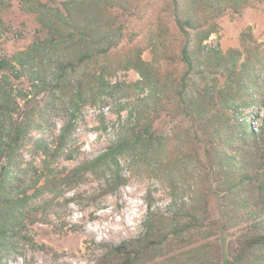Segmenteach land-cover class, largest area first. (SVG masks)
<instances>
[{
  "label": "rangeland",
  "instance_id": "rangeland-1",
  "mask_svg": "<svg viewBox=\"0 0 264 264\" xmlns=\"http://www.w3.org/2000/svg\"><path fill=\"white\" fill-rule=\"evenodd\" d=\"M63 1L0 0V56L13 59L42 37L38 11L33 8L38 9L41 4L62 7ZM168 1H95L103 8L109 6L100 15L99 23L106 35L119 42L110 57L112 69L107 73L106 84L110 86L109 92L116 89L115 85L123 90L116 97L108 95L109 103H88L76 114L75 130L67 149L70 158L63 155L52 162L55 177L30 203L31 215L21 235L10 238L1 250L0 264H123L125 257L112 250L123 241H132L140 248L139 257L132 264H193L199 254L203 261L212 257L215 264H221V234L226 233L230 247L239 246L238 236L248 224L247 212L251 208H235L230 217L223 215L222 204L229 198L223 190L230 186L228 180L239 178L228 176L227 163H219L216 152L210 154L214 161L205 157L176 103L177 80L184 67ZM213 23L216 32L204 42L206 50L218 48L237 58V70L232 76L221 68V73L216 70L218 84H230L232 95L238 96L242 88L244 97L256 94L264 100V0L240 12L228 10ZM61 54L38 53L20 78L0 73L5 80L3 91L11 94L24 111L35 113L38 120L20 149L19 166L14 168L15 186H21L19 190L27 188L30 193L44 184V179L36 181L44 164L40 142L53 143L69 118L65 104L71 92L54 87L53 80L56 58ZM126 56H140L145 66L154 68L159 85L145 87L138 83L141 74L134 68H124ZM33 66L47 76L48 83L39 93L33 85L38 82L31 80ZM154 98L161 101L156 106L160 114L154 116H160L156 121L158 135L168 142L166 162L152 165L145 159H122L119 170L126 182L115 190L106 186L101 176L91 173L68 183L67 174L108 147L118 135L123 119L131 116L138 99ZM256 111L247 107L237 113L221 110L218 116H235L237 124L245 120L254 130H260L264 110L260 118L253 117ZM261 150L257 153L260 162L264 160L262 139ZM249 155L242 152L237 159L245 157V163L254 171ZM259 184L258 180L246 182L244 191L239 192L255 206L263 203ZM173 200L180 207L177 213L170 206ZM150 206L156 215L155 231L140 241L146 233L143 223ZM187 222L197 227L188 230Z\"/></svg>",
  "mask_w": 264,
  "mask_h": 264
},
{
  "label": "trees",
  "instance_id": "trees-1",
  "mask_svg": "<svg viewBox=\"0 0 264 264\" xmlns=\"http://www.w3.org/2000/svg\"><path fill=\"white\" fill-rule=\"evenodd\" d=\"M95 1L65 0L61 2L62 7L41 4L38 9L33 8L38 11V29L42 37L13 56V59L0 56V73H10L20 78L35 61L38 53L44 52L52 56L62 52L56 58L54 87L71 92L65 104L69 118L61 127L56 140L53 143L40 142L44 164L38 171L36 181L44 179V184L30 193L27 188L19 190L21 186H15L17 172L14 168L19 166L20 149L38 120L34 117L35 113L24 111L11 94L3 91L5 80L0 77V252L10 238L21 235L26 220L31 215L30 203L45 191V186L48 187L50 179L55 177L51 169L52 162L63 155L70 158L67 149L75 130L76 114L88 103H109L108 95L116 97L123 90L115 85L116 89L109 92L110 86L107 87L106 84L109 82L107 73L112 69L110 57L119 42L106 35L99 23L100 15L104 14L109 6L103 8ZM260 1L262 0L168 1L174 17L175 37L180 39V61L184 67L183 74L177 80L176 103L183 110L185 116L182 117L189 123L192 138L203 149L205 157H211L214 161L212 155L216 152L217 161L221 164L227 163L225 168L228 170V176L239 178L228 180L231 184L223 190L229 197L222 204L223 215L231 216L235 208H251L247 212L248 224L238 236L239 246L230 247L226 243V233L221 234V264H264V160L260 162L257 158V153L262 151L261 139L264 141V116L260 130H254L245 120L237 124L234 121L235 116H218L221 110L237 113L247 107L256 108L253 117L260 118L261 111L264 110V100L259 99L256 94L244 97L242 88L239 89L238 96L232 95L230 84H218L216 73H221L222 69L228 76L235 74L237 58L231 53L229 57L218 48L206 50L204 42L216 32L214 19L221 17L228 10L240 12L244 7ZM145 65L146 62L140 56H126L124 59L125 69L134 68L141 74L138 83L145 87L159 85L154 68L150 70ZM30 75L33 83L38 82L33 85L39 93L48 83L47 76L37 66H33ZM159 104L161 101L158 98L149 101L138 99L131 110V116H126L119 125L118 135L104 151L67 174L68 183L77 182L86 173H91L101 176L105 185L115 190L126 182L119 170L122 159L140 158L152 165H162L166 162L168 142L158 135L156 121L160 116H154L160 114L156 107ZM216 107L219 108L218 111ZM214 112L216 113L212 115ZM229 151L234 154L231 156ZM242 152L250 153L254 171L245 163V157L242 160L237 159ZM212 161L210 163H214ZM209 175L208 173L207 176ZM254 180L260 181L259 187L263 193V203L260 206L253 205L249 198L239 193L244 191L246 182ZM170 206L176 213L180 209L174 200ZM154 218L156 215L150 206L143 223L146 233L140 241L153 235ZM187 224L188 230L197 227L190 222ZM112 250L115 254L125 257L123 264H132L140 253V248L132 241H123L113 246ZM200 256L201 254L195 258L196 261L193 259L192 263L215 264L212 257L203 261Z\"/></svg>",
  "mask_w": 264,
  "mask_h": 264
}]
</instances>
